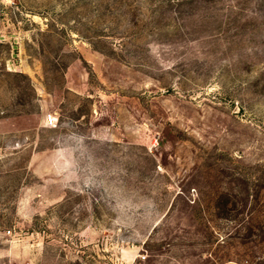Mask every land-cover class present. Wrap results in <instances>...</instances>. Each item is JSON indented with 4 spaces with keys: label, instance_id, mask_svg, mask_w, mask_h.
Masks as SVG:
<instances>
[{
    "label": "rangeland",
    "instance_id": "obj_1",
    "mask_svg": "<svg viewBox=\"0 0 264 264\" xmlns=\"http://www.w3.org/2000/svg\"><path fill=\"white\" fill-rule=\"evenodd\" d=\"M232 262L264 264V0H0V264Z\"/></svg>",
    "mask_w": 264,
    "mask_h": 264
},
{
    "label": "built area",
    "instance_id": "obj_2",
    "mask_svg": "<svg viewBox=\"0 0 264 264\" xmlns=\"http://www.w3.org/2000/svg\"><path fill=\"white\" fill-rule=\"evenodd\" d=\"M49 122H50V124H54V118L52 117V116H49ZM229 264H241V263H234V262H232V263H229Z\"/></svg>",
    "mask_w": 264,
    "mask_h": 264
}]
</instances>
